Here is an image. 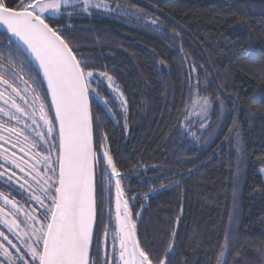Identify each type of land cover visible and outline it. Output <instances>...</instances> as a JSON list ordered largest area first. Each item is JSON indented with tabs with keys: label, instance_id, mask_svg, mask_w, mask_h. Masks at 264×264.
Here are the masks:
<instances>
[{
	"label": "trees",
	"instance_id": "obj_1",
	"mask_svg": "<svg viewBox=\"0 0 264 264\" xmlns=\"http://www.w3.org/2000/svg\"><path fill=\"white\" fill-rule=\"evenodd\" d=\"M139 1L157 9L168 33L146 31L97 12L64 15L49 23L72 25L67 30L80 53L95 62L96 70L113 76L128 99L127 129L117 103L111 105L114 118L93 100L91 107L101 122L94 137L107 134L108 150L126 177L127 195L138 200L134 212L139 213L141 246L161 253L174 231L171 264H217L230 234L240 255L230 249L220 257L221 264H264V256L255 250L264 244V0ZM176 33L179 39L173 42L169 36ZM0 40L7 42L3 35ZM182 55L211 74L208 90L201 94L212 98L211 121L219 127L202 147L180 139L175 131L177 110L186 99L187 62ZM102 94L112 99L107 89ZM234 121L245 154L240 176L229 133ZM161 184L164 190L151 194ZM234 190L238 224L230 222ZM143 193H148L147 200ZM102 204L106 213L109 198L101 197L98 182V222ZM108 219L104 214V225L109 226ZM237 237L252 246L240 248Z\"/></svg>",
	"mask_w": 264,
	"mask_h": 264
},
{
	"label": "snow or ice",
	"instance_id": "obj_2",
	"mask_svg": "<svg viewBox=\"0 0 264 264\" xmlns=\"http://www.w3.org/2000/svg\"><path fill=\"white\" fill-rule=\"evenodd\" d=\"M90 10L133 18H139L141 12L121 3L113 6L109 0H11V6L9 0H0V27L4 29L0 35L7 41L0 40V160L23 174L0 163V182L26 191L28 202L34 205L21 206L10 198L11 193L0 191V264H171L176 233L173 231V239L161 253L141 246L121 184L126 177L108 150L107 134L100 132L98 140L94 137V128L100 129L101 122L94 117L92 100L113 116L111 105L118 103L127 129L128 99L113 76L96 70L95 62L80 53L67 30L72 25L61 28L49 23L64 15H91ZM169 39L175 42L179 33ZM182 59L187 62L186 99L177 110L175 131L180 139L198 143L202 137H214L219 127L209 119L212 98L201 95L208 90L211 74L186 55ZM101 88L110 91L111 100L101 94ZM216 101L223 108V100L216 97ZM233 123L229 133L235 135L239 152V126ZM225 142H230L229 137ZM17 148L23 155H17ZM98 182L102 198L110 199L115 186V215L110 204L106 213L102 204L99 222ZM238 182L237 176L234 183ZM143 197L147 200L148 193ZM237 197L234 190L230 222L238 224ZM104 214L110 227L103 224ZM236 243L240 248L252 246L247 238L237 237ZM230 249L240 255L231 235L226 234L217 264ZM255 250L264 256V244Z\"/></svg>",
	"mask_w": 264,
	"mask_h": 264
},
{
	"label": "rangeland",
	"instance_id": "obj_3",
	"mask_svg": "<svg viewBox=\"0 0 264 264\" xmlns=\"http://www.w3.org/2000/svg\"><path fill=\"white\" fill-rule=\"evenodd\" d=\"M109 3H112L113 6L115 5V3H121V4L126 5V6H131V7H134V8H138V9L141 10L140 17L139 18L124 17V16L117 15L115 13L102 11V10H90L91 14L93 12H97V13H100L102 15L110 16V17L115 18V19H117L119 21L125 22V23L129 24L130 26L137 27V28H140V29H143V30H146V31H152V32H155V33H168L166 26L162 22V18L160 16V14L158 13L157 9L154 6H152L151 4H147V3H144V2L139 1V0L138 1H135V0L134 1L133 0H109ZM70 11H72V9H70ZM82 15H88V14L85 13V14H82ZM153 21H155L156 23H153ZM115 83H116L117 86H119V84L116 82V80H115ZM17 84H18V86L23 87V84H21L19 81H17ZM99 90L101 91V94H102L103 88H101ZM107 91L110 94V91L108 89H107ZM201 95H203V94H201ZM110 96H111V94H110ZM93 101L96 102L95 99H93ZM193 102L195 103V99H194ZM110 115L114 118V116L112 114H110ZM211 117H212V115L209 117L210 121H211ZM25 132H26V134L31 135V133H29L27 129L25 130ZM232 138H233V142L235 144V150H236V155H237V163L239 165V171L237 172V174L240 176V174L242 172V168L244 167V164H245V154H244V150H243V145H242V149L239 152L237 151L236 139H235V135L234 134H232ZM240 139H241V135H240ZM189 140H191V139H189ZM208 141H209V138H204V137H202L201 141L198 142V143L197 142H193L191 140V142H193V144L196 145L197 147H202V146L206 145L208 143ZM241 142H242V140H241ZM6 147H7V145H6ZM14 150L17 152L18 156L19 155H23L22 153L19 152L18 148L14 149ZM42 150L43 149H41V151ZM25 159H28V157L25 156ZM6 167H11L12 170L17 172L18 175H23L22 173L19 172L18 169H16L15 165H11L10 162H6ZM261 173H262V175L264 177V170H262ZM25 179H29V178L27 176H25ZM29 182L31 183V180H29ZM121 184H122V187L124 188V191H125V198L129 200V208L131 209V211L133 213V218L136 219V224H138V219L139 218H137V216H136V214L134 212V206L136 205L138 200H137L136 197H135V199L129 198V196L127 195V191H126L125 185H124L122 180H121ZM33 186L35 187V185H33ZM162 190H164V187H160L159 189H156V190L152 189L151 190V194L158 193V192H160ZM22 192H23L24 196L27 199L26 191H22ZM106 198H108V197H106ZM20 204H21V206H24L26 208H30V207L34 206V205L30 204V203H29L30 205H28L27 203H20ZM109 204L111 205L112 215L114 217V215H115V186L114 185L112 186V192H111V196H110V199H109ZM109 204H108V206H109ZM108 221H109V219H108ZM109 227H110V224H109Z\"/></svg>",
	"mask_w": 264,
	"mask_h": 264
},
{
	"label": "flooded vegetation",
	"instance_id": "obj_4",
	"mask_svg": "<svg viewBox=\"0 0 264 264\" xmlns=\"http://www.w3.org/2000/svg\"><path fill=\"white\" fill-rule=\"evenodd\" d=\"M5 163V166H6V162L0 160V163ZM0 191H4L5 193H11L10 195V198H15V200H17L19 203H27L28 205H30L28 203V199H26V197L24 196L23 192L22 191H19V190H13L12 188H9V187H4L2 182H0ZM18 191H19V194H18ZM20 196L22 197L23 199L21 200L20 198H18L17 196Z\"/></svg>",
	"mask_w": 264,
	"mask_h": 264
},
{
	"label": "water",
	"instance_id": "obj_5",
	"mask_svg": "<svg viewBox=\"0 0 264 264\" xmlns=\"http://www.w3.org/2000/svg\"><path fill=\"white\" fill-rule=\"evenodd\" d=\"M0 31H1V32H4V29H3V27H0Z\"/></svg>",
	"mask_w": 264,
	"mask_h": 264
}]
</instances>
